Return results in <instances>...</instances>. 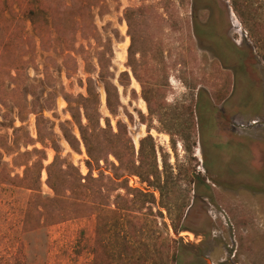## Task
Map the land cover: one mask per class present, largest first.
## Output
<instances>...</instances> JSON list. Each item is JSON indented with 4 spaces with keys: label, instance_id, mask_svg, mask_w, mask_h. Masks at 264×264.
<instances>
[{
    "label": "rangeland",
    "instance_id": "374dc122",
    "mask_svg": "<svg viewBox=\"0 0 264 264\" xmlns=\"http://www.w3.org/2000/svg\"><path fill=\"white\" fill-rule=\"evenodd\" d=\"M111 48L117 76L131 74L121 98L135 120L112 117L97 82L100 110L113 126L128 123L137 149L151 130L160 192L137 176L130 186L146 193H106L103 182L82 190L62 172L73 164L87 174L85 151L72 152L59 129L71 119L62 91L87 95L89 73L98 80V57ZM37 115L50 120L65 159L53 168L55 198L22 195L54 193L45 171L40 191L29 189L36 169L22 180L20 165L37 159L23 154L34 148L24 136L39 138ZM0 141L10 145L0 149V220L15 212L32 228L75 227L65 239L74 252L57 259L74 264L84 245L94 264H264V0H0ZM46 151L48 166L55 152ZM27 243L0 264H27Z\"/></svg>",
    "mask_w": 264,
    "mask_h": 264
},
{
    "label": "trees",
    "instance_id": "16d2710c",
    "mask_svg": "<svg viewBox=\"0 0 264 264\" xmlns=\"http://www.w3.org/2000/svg\"><path fill=\"white\" fill-rule=\"evenodd\" d=\"M91 9V8H90ZM86 24V17L81 16L80 31L84 40H89V36L86 34L84 27ZM94 39L98 42L99 31L94 26L92 17ZM54 26L59 35H63L60 27L54 21ZM118 36V35H117ZM76 50L73 46L72 52ZM131 51V48L129 49ZM131 53V52H130ZM131 56V55H130ZM129 56V57H130ZM114 51L109 49L108 52L103 51L98 57V80L96 81L89 73L87 78L86 92L87 95L80 94L74 96L65 91H62L64 100L68 103V112L71 119L64 122H60L59 129L65 143L68 144L71 151L83 155L84 151L87 155V159L84 161L87 169V174H83L79 167L70 164L69 168L74 173L68 172L67 169H62L64 174L69 173L75 176V181L81 186L82 190L90 189L91 183L103 182L107 185L105 188H101L100 191L106 193H146L142 189L133 188L130 186L129 177L137 176L148 187L154 188L160 192V188L156 187L157 174H160V170L157 163V145L152 143L151 151L147 152V142L152 141L153 137L150 134L151 130H148V136L139 141V148L137 149L136 143L129 132L128 123L118 120L116 126H113L110 117H105L100 110L102 99L98 90L97 82L103 85L106 92V106L109 114L118 118L120 111L129 119L131 124L135 120V116L130 113L127 106L123 103L121 98V88L125 94L128 93L131 88L132 79L129 71H124L117 76L115 67L113 66ZM134 76L140 82L144 89L137 71L131 66ZM132 96L138 97L137 91L132 90ZM146 103L150 109V101L145 98ZM151 111V109H150ZM139 117L144 120V114L139 112ZM50 120L45 116L37 115V128H38V140H35L30 134L24 136L23 144L26 146H33L32 151H26L24 155L34 154L37 159H30L27 164L20 165L25 166L23 181L29 178L31 170H37V177L33 181V184L29 185L31 190L40 191L42 188V172L45 171L48 175L47 185L54 193H60V189L52 183L53 180V168L57 162H64L65 159L61 157L62 146L58 139V135L53 129L49 128ZM143 124L146 123L143 121ZM21 128H16L14 131V139L11 144L17 146L20 144ZM105 142L113 145L114 147H106ZM42 146L41 149L37 148V145ZM103 145V146H101ZM10 145L5 141H0V149L5 151L9 150ZM47 149L55 152L54 161L45 166L47 161ZM0 151V157L2 156ZM113 159V160H112ZM156 159V160H155ZM16 164V160L14 161ZM32 163V165H30ZM63 168V166H62ZM153 168L155 171H153ZM9 180L13 179L11 175H7Z\"/></svg>",
    "mask_w": 264,
    "mask_h": 264
},
{
    "label": "crops",
    "instance_id": "0c3cea01",
    "mask_svg": "<svg viewBox=\"0 0 264 264\" xmlns=\"http://www.w3.org/2000/svg\"><path fill=\"white\" fill-rule=\"evenodd\" d=\"M22 195L28 197L40 196L43 198L57 197V193H22ZM17 196L18 195H16L15 197ZM23 208H25V210H28L30 206L27 203V206ZM37 210L42 211V207L39 206ZM11 214V217H9L8 219L3 218V220H0V222L2 223L0 227V229H2L0 238L5 239V237H7V234L8 237L11 236L10 239H6L4 242H2V244L0 243V260H2L3 262H14V260L17 258V255L19 254L21 240H23L25 242H28L25 253L27 256L25 263L68 264V262L57 259V257L59 255H62L65 250L72 253L74 252V248L69 247L71 245L66 244L68 241L66 242L65 239H69V234L75 235V227L69 225L46 227L42 221L40 227L32 228L26 223L28 221L27 214H25L22 219L21 217H19L20 214H16L15 212H12ZM17 221L18 224L11 226L13 225V223H17ZM20 235L22 236L21 239ZM34 238L38 239V241H35V245L32 244V240ZM8 245L12 246L11 253L7 250ZM33 248L35 253L34 255L32 254ZM84 249L85 246L83 245L82 256H80L78 260H75L74 264H94L95 258H89Z\"/></svg>",
    "mask_w": 264,
    "mask_h": 264
},
{
    "label": "built area",
    "instance_id": "2783aa9c",
    "mask_svg": "<svg viewBox=\"0 0 264 264\" xmlns=\"http://www.w3.org/2000/svg\"><path fill=\"white\" fill-rule=\"evenodd\" d=\"M253 124H256V122L254 121Z\"/></svg>",
    "mask_w": 264,
    "mask_h": 264
},
{
    "label": "bare ground",
    "instance_id": "6f19581e",
    "mask_svg": "<svg viewBox=\"0 0 264 264\" xmlns=\"http://www.w3.org/2000/svg\"><path fill=\"white\" fill-rule=\"evenodd\" d=\"M189 235V234H188ZM193 237V236H192Z\"/></svg>",
    "mask_w": 264,
    "mask_h": 264
}]
</instances>
